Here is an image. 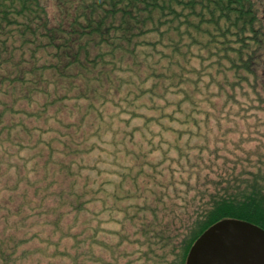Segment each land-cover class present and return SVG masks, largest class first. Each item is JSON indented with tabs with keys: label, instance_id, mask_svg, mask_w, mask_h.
I'll return each mask as SVG.
<instances>
[{
	"label": "trees",
	"instance_id": "obj_1",
	"mask_svg": "<svg viewBox=\"0 0 264 264\" xmlns=\"http://www.w3.org/2000/svg\"><path fill=\"white\" fill-rule=\"evenodd\" d=\"M224 219L264 229V0H0V264H186Z\"/></svg>",
	"mask_w": 264,
	"mask_h": 264
},
{
	"label": "water",
	"instance_id": "obj_2",
	"mask_svg": "<svg viewBox=\"0 0 264 264\" xmlns=\"http://www.w3.org/2000/svg\"><path fill=\"white\" fill-rule=\"evenodd\" d=\"M186 264H264V229L246 221L221 220L195 241Z\"/></svg>",
	"mask_w": 264,
	"mask_h": 264
},
{
	"label": "rangeland",
	"instance_id": "obj_3",
	"mask_svg": "<svg viewBox=\"0 0 264 264\" xmlns=\"http://www.w3.org/2000/svg\"><path fill=\"white\" fill-rule=\"evenodd\" d=\"M155 160L159 162V161L161 160V157H160L159 155H157V156L155 157ZM168 176H172V177H174L173 173H168ZM172 177H171V178H172ZM175 177H178V175H175ZM174 179L177 180V179H179V178H174Z\"/></svg>",
	"mask_w": 264,
	"mask_h": 264
}]
</instances>
